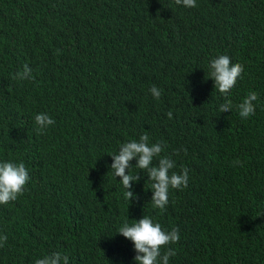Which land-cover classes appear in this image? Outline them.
Here are the masks:
<instances>
[{
    "label": "trees",
    "instance_id": "obj_1",
    "mask_svg": "<svg viewBox=\"0 0 264 264\" xmlns=\"http://www.w3.org/2000/svg\"><path fill=\"white\" fill-rule=\"evenodd\" d=\"M220 55L244 66L227 97L208 75ZM25 64L34 79L14 78ZM40 113L55 124L38 134ZM145 134L169 174L189 170L163 211L135 158L130 203L110 168ZM0 162L30 176L0 204V264H135L117 231L143 216L179 230L169 264H264V0H0Z\"/></svg>",
    "mask_w": 264,
    "mask_h": 264
},
{
    "label": "clouds",
    "instance_id": "obj_2",
    "mask_svg": "<svg viewBox=\"0 0 264 264\" xmlns=\"http://www.w3.org/2000/svg\"><path fill=\"white\" fill-rule=\"evenodd\" d=\"M176 5H183L188 8L196 7V0H174ZM244 71V66L240 63H231L227 55H220L213 59L209 64V78L214 81V88L227 97L228 93L235 87L238 78ZM14 78L20 80L34 79L32 69L27 64L23 71L16 73ZM154 98L159 99L161 91L153 86L150 89ZM258 99L256 92H250L238 105L239 115L242 118H248L255 114V105L253 101ZM232 108L230 100L219 105L220 113L228 112ZM172 117V113H168ZM35 124L37 132L43 133L44 130L55 124L46 113L35 115ZM149 137L145 134L140 136L139 141L132 140L121 145L118 154H112L113 162L110 166L114 177H119L120 182L125 189L124 197L130 203L133 199V192L128 191L134 180H139L138 175H131L126 169H131L130 161L137 160L136 168L147 173L148 180L152 181L151 203L154 208L161 211L166 209L169 203V189H183L188 186V169L182 168L181 174L170 173L175 167V161L167 156L161 157L163 147L160 143L149 145ZM158 158V165H153L154 159ZM237 163H240L237 161ZM30 180L28 170L23 162H0V204L7 205L15 201L19 195H22L26 184ZM129 225L127 222L118 229L117 233L134 244L136 255L135 264H169V258L176 255V252L170 245L180 240L179 230L173 228L171 231H165L160 223L154 222L153 218L143 216L138 221L135 220ZM7 242V236H0V247H4ZM162 249H166L162 253ZM35 264H69V258L62 256L59 252H53L35 260Z\"/></svg>",
    "mask_w": 264,
    "mask_h": 264
}]
</instances>
